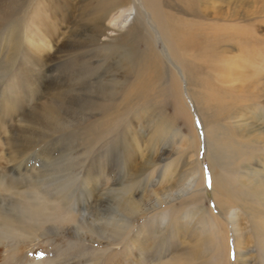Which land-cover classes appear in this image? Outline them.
<instances>
[{"label": "rangeland", "instance_id": "rangeland-1", "mask_svg": "<svg viewBox=\"0 0 264 264\" xmlns=\"http://www.w3.org/2000/svg\"><path fill=\"white\" fill-rule=\"evenodd\" d=\"M99 2L100 0H18L19 6L14 8L12 15L8 16L9 18L6 17L0 25V175L4 174L5 177L18 178L22 181L16 185V188L12 189L11 194L6 191L4 195H10L16 200L24 201L26 207H32L33 202H43L38 199L47 194L50 188L49 184H53V187L59 186V189H62L60 185L65 187V178L53 183H47L43 180L35 185L33 182H35L38 172L42 171L47 177L45 164H47L49 156L56 158L57 163L64 164L68 162L70 156L67 153L73 146L77 159L74 172L77 186H79L76 188V203L73 206V208L75 205L77 206L76 210L67 207L68 211H76L80 217L83 214L84 220L91 222L93 217L90 207L96 203V200L90 197V192H88L90 187H97V193L109 194L107 189L120 186L118 183L123 182L124 177H134L139 181L136 197L144 198V208H146L134 217H130V224L134 225V232L138 227L141 228L142 232L145 231L146 227L143 224H146L148 218H154L158 222L157 229L160 230V228H164V225L160 223L161 219L164 216L175 218L174 216L178 212L176 210L201 211L199 217L190 215L185 216L186 218L180 217V219H184L185 226L190 227V234L188 237L177 234L180 236L177 238L178 244L172 246L169 252L165 249L162 251L163 253L160 252L158 254L160 256L159 263L179 256L181 246L192 249L193 245L200 242L203 237L211 241L215 230L210 228L213 227V221L207 219V208L225 224L226 229L230 228L232 232L231 235L230 232L228 233V237H225V232H222V239L224 241L226 239L230 246L229 251L225 253V258L229 264H246L248 260L252 261L251 264H264L259 252L264 240V206L255 200L256 196L252 195V191L246 186L248 183L246 177L249 178L251 175L244 174L243 164L234 169L233 167L230 168V163L223 165L218 164L219 162L213 163L211 160L210 146L216 143L215 141L223 139L224 135L211 134L210 138L209 133H223L228 127L233 129L234 137L249 142L240 135V133H246L241 130V121H243L241 114L238 113L231 118L220 115L216 122H213L208 114L203 117L189 96L186 82L182 81V95L186 100L191 116L190 121L186 122L183 117L175 116L173 101L170 100L168 94L163 92L161 82L155 81L149 89L155 87V91H148L146 95L138 98L137 102L132 103L129 107L126 105L127 102L124 97L120 96L105 112L86 110L87 112L79 116L80 122L84 119L85 123L78 126L77 121L76 125L70 123L65 125L66 129L48 131L37 119V117H41L42 114L40 113L43 112L45 104L54 103L56 94L67 92L71 88L79 97L86 94L85 83L74 79L76 75L73 73L76 72L71 75L70 70L67 72L65 70L66 74H61L62 70H57L61 64L63 65L68 61L67 59L76 55V49L57 51L56 46H62L64 43L71 45L75 40L84 39L90 35L91 20L97 15L95 6ZM130 3H137L136 6H138L140 2L139 0H120L116 4V9L111 12V14L113 13L112 16L117 17L123 13V9L129 8ZM196 4H198L196 6L198 11L206 16L199 18L209 19L211 23L241 22L246 28L250 24L254 25L252 30L256 35L257 42L253 44L251 51L259 56L264 52V0H198ZM164 8L184 19H198V17L185 13L183 6L176 0H165ZM128 14L129 12L125 11L123 18H127ZM135 15L136 13L132 14L129 23H132L131 20ZM228 18H233L235 21H229ZM112 20H109V24L113 25ZM127 40L129 45L135 48L134 56L137 57L128 67L131 68L132 74L128 75V79L122 87L124 91L131 87L135 76L143 71L146 63L144 37L136 31V27ZM48 42H50V48L46 46ZM161 44L162 41L159 40V47ZM236 45L228 54L241 61L244 51H242L240 44ZM197 51L196 47L184 49L186 59L191 63L196 62L205 65L206 59L200 56ZM258 55L256 58L258 61L256 60L255 63L251 64L253 66L252 73L264 72V60ZM56 74L57 76H55ZM58 78L65 81L63 86H54L61 81ZM260 81L262 84L263 79ZM63 101L66 103V99ZM82 102L85 105L84 100ZM27 114L29 118L31 115H33L32 117L35 115L37 123L33 119L29 120ZM251 124H253V126H249L253 129L251 133L255 135L264 133V122L253 119ZM91 127L109 129L110 134L98 142L102 133H99L100 129L96 130ZM56 132L57 134H55ZM28 133L31 135L30 137ZM118 134L119 136H116ZM254 134H251V137L254 138ZM109 138L116 139L110 140ZM16 140L22 142L16 143ZM115 140L118 144L116 143L114 147L110 145V151L105 154L102 153V155L97 153V150H103L104 146L106 148V142L111 141L112 143ZM226 141L227 144L232 142ZM259 144L260 142L250 139L251 146H258ZM22 145L29 148L25 151L20 150ZM231 150L229 148L227 154L230 155ZM93 151H96V159L90 157ZM259 153L258 155L250 154L249 161L244 162V164L262 169L264 154L263 157L259 158ZM103 165H106V173L101 171ZM190 167L197 168L198 174L200 173L202 179L204 178L203 186L199 192V200L196 199L195 203L189 201V193L182 192V189L186 187L185 175H188V170H194L193 168L189 169ZM248 171L252 172L251 169ZM5 177L3 176L6 180ZM229 178H232V181L227 183L226 179ZM103 179L105 180L103 181ZM216 181L220 186L224 183L232 200L236 201L231 213L237 215L236 224L240 234H242L240 253L236 248L235 239L237 236H233L235 230H232L230 215L224 214L215 201L214 186ZM49 182L51 181L49 180ZM54 192H56L55 189ZM110 196L104 195L98 204L105 212L111 210L112 207ZM2 197H0V205L5 208L6 202ZM164 199H171V203L158 205V202ZM51 203L54 207L50 206L53 208H48V211L62 205L61 200L56 199L55 196ZM168 204L174 206V210L172 208L163 213V208ZM105 212L101 213L104 214ZM65 213L68 214L66 210H64ZM52 218L56 220V214ZM204 221L207 231L202 232L200 225ZM80 235H84L83 241L91 247L100 249L105 246L97 242H90L85 229H81ZM63 238L67 239V237ZM40 240L36 239L24 246L13 244L12 247L10 245L4 247L1 245L0 264H7L8 262L9 264L15 262L19 264L29 263L31 259L35 258V253L40 254L42 252L39 247ZM104 242L105 240L102 241V243ZM120 247L122 246H118V249ZM206 248H210L209 244ZM12 250L17 252L15 261L8 258L10 253H13ZM200 261L204 260L201 259L198 262Z\"/></svg>", "mask_w": 264, "mask_h": 264}, {"label": "bare ground", "instance_id": "bare-ground-1", "mask_svg": "<svg viewBox=\"0 0 264 264\" xmlns=\"http://www.w3.org/2000/svg\"><path fill=\"white\" fill-rule=\"evenodd\" d=\"M3 1H0V25L6 17L12 15L14 8L19 6L18 0ZM176 1L183 6L185 13L198 17V19H184L175 15L164 8L165 0H139L138 6H136L137 3H130L129 8L123 9V13L125 11L129 12L127 18H123V13L114 17L111 12L116 9V4L120 0H100L98 5L95 6L97 15L91 20L90 35H87L84 39L75 40L71 45L70 43H64L62 46H56L57 51L76 49V55L72 53L73 56H69L70 59H67L68 61L64 62L65 64H61L57 70H62L61 74H66L68 70H70L71 75L76 72L73 73V75H76L74 79L85 83L84 90L86 94H83V97H79L72 88L68 89L67 92L56 94L54 103L45 104L43 112L41 111L42 113H40L42 114L41 117H37V119L48 131L66 129L65 125L69 123L76 125L77 121L78 126L81 123H85L84 119L80 122V114L87 111L105 112L115 102L116 98L120 96L124 97L127 102L126 105L129 107L132 103L137 102L138 98L146 95L148 91H155V87L149 90L150 86L153 82L160 81L163 92L168 94L170 100L173 101L175 116L183 117L186 122H189L191 119L190 110L182 95V81H185L189 96L203 117L208 114L211 120L216 122L220 115L231 118L238 113L241 114L243 120L241 121V130L246 133H240V135L246 138L247 141L249 140V142L242 141L239 137H234L233 129L228 127L223 133H209L210 138L211 134L224 135L223 139L215 141L216 143L210 146L211 160L213 163L219 162L218 164L223 165L230 163V168L233 167L234 169L243 164L244 174L251 175L249 178L246 177L248 181L246 186L252 191V195L256 196L255 200L264 206V165L260 169L255 168L253 165L244 164V162L249 161L250 154L258 155L260 152L259 158L264 154V133L255 135L251 133L253 129L250 128L254 124H251L253 119H258V122L259 120L264 122V72L252 73L253 66L251 65L256 62L258 55L251 51V47L257 42L256 35L252 30L254 25L250 24L246 28L241 22L211 23L209 19H201L206 16L203 13L201 14L196 8L198 0ZM94 2L96 3V1ZM134 13L136 15L131 20L132 23H129ZM109 20L114 22H112L113 25L109 24ZM227 20L235 21L233 18H228ZM132 24L133 27H131ZM135 27L136 31L144 37L146 63L143 71L135 76L131 87L124 91L122 87L127 81L128 75L132 74L131 68L128 67L134 61V58L137 57L134 56L135 48L131 47L127 40ZM159 40L162 41L160 47L158 45ZM236 44H240L242 51H244L241 61L228 54ZM46 46L50 48V42ZM194 47L197 48L200 56L206 59L205 65L196 62L191 63L186 59L184 49H194ZM84 48L89 49L86 50ZM259 57L264 60V52ZM168 58L170 60H167ZM260 79H263L262 84H260ZM59 80L61 81L54 86H63L65 81ZM62 89L64 90V88ZM156 91L160 92L158 89ZM68 97L70 98L67 99ZM62 99H66V103ZM83 100L85 105L82 102ZM26 116L29 120L33 119L37 123L35 115L34 117L31 115L30 118L28 114ZM91 128L100 129L99 133H102L100 134L102 136H100L101 139L98 142L110 134V130L103 127ZM251 134H254V138L253 136L251 137ZM28 136L30 137L31 135L28 133ZM116 136H119V134ZM250 139L258 141L260 144L258 146L255 145L256 147L251 146ZM226 140L232 141L231 144H227ZM19 141L16 140L15 142L18 143ZM116 143L117 140L112 143L111 141L106 142V148L104 146V149L97 150V153L100 155L102 153L105 154L110 151V145L114 147ZM18 145L17 147H19ZM72 147L67 153L70 158L64 164L57 163L56 158L49 156L50 158H47V164H45L47 177L42 171L38 172L35 182H33V184L37 185L38 182L43 180L47 183H53L65 178V187L60 185L62 189H59V186L53 187V184H49L50 188L47 194L43 198L38 199L43 202H33L32 207H26L24 201L16 200L10 195H4L6 191L11 194L12 189L16 188V185L22 181L18 178L5 177L4 174L0 175V197L3 196L2 198L6 202L5 208L0 205V246L6 247L10 245L12 247L13 244L24 246L31 241L41 239L39 247L42 252L40 254L35 253V258L31 259L27 264H229L227 258H225V253L229 251L230 246L226 239L225 241L222 239V234L225 232V237H228V233L230 232L231 235L232 232L230 228L226 229L224 227L225 224L217 219L207 208V219L213 221V227L210 228L215 230L211 241L203 237L200 242L193 245L192 249L181 246L179 256H174L172 260L159 263L160 256L158 254L160 252L163 253L164 249L169 252L172 246L178 244L177 238L180 236L188 237L190 234V227H186L184 219L182 220L180 217L187 215L199 217L201 211L186 212V210H176L178 212L175 214V218L164 216L161 219L160 223L164 225V228H160V230L157 229L158 222L154 218H148L146 224H143L146 227L145 231L142 232L141 228L138 227L135 230L136 232H134V225L130 224V217H134L141 211L146 210L144 208V198L136 197L139 181L134 177H124V181L122 180L124 184L120 181L118 183L120 186L107 189L109 194L97 193V187H90L88 190L90 197L96 200V203L90 207L93 217L91 222L85 221L83 214L80 217L76 211H68L67 207L73 208L76 203V188L79 186H77L74 172L77 160L76 151ZM28 148L22 145L21 149H19L25 151ZM229 148L232 149L230 155L227 154ZM95 152L93 151L92 155H90L92 159L97 156ZM192 168L194 170H188V175H185L186 187L182 189V192L189 193V201L195 203L196 199L199 200V192L203 186L204 178L202 179L200 173L198 174L197 168L190 167L189 169ZM105 169L106 165H103L101 171L106 173ZM248 169H251L252 172L248 171ZM109 176L110 173L108 178ZM72 178L73 180H71ZM231 181L232 178L226 179L227 183ZM121 184L123 185L121 186ZM214 188L217 206L224 214L230 215L232 230H235L233 236H237L235 239L236 248L238 253H240L242 234H240L236 224L237 215L231 213L236 201L232 200L224 183L220 186L216 181ZM54 189L56 192H54ZM102 194L111 195L110 197L112 198L111 210L106 212L98 205L104 196ZM54 196L56 199L61 200L62 205L48 211V208L54 207L51 203ZM162 203H171V199L160 200L158 205H162ZM169 205L163 208V213L165 210L170 211L172 208L174 210V206ZM64 210L68 214H64ZM101 212L105 213L102 214ZM55 214L56 220L52 218ZM207 219L205 221H208ZM205 221L201 222L202 225H200L202 232L207 231ZM210 228L208 227V230ZM81 229L86 230L90 242H97L105 246L100 248L101 250L89 246L88 243L83 241L84 235H80ZM177 234L180 236H177ZM63 237H67V239ZM104 240L105 242L102 243ZM208 244L210 246L209 249L206 248ZM118 246L122 247L118 249ZM260 250L259 252L264 262V240ZM11 252L13 253H10L8 258L15 261L17 252L14 250ZM43 257L45 259L42 260ZM201 259L204 261L198 262ZM251 263L252 261L248 260L246 264ZM14 264L19 263L15 262Z\"/></svg>", "mask_w": 264, "mask_h": 264}]
</instances>
